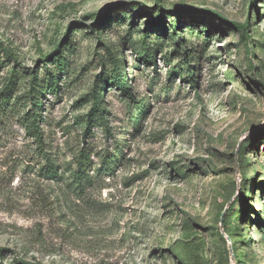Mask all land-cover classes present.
Returning a JSON list of instances; mask_svg holds the SVG:
<instances>
[{
  "label": "rangeland",
  "instance_id": "obj_1",
  "mask_svg": "<svg viewBox=\"0 0 264 264\" xmlns=\"http://www.w3.org/2000/svg\"><path fill=\"white\" fill-rule=\"evenodd\" d=\"M13 75L43 142L0 112V264H264V0H0Z\"/></svg>",
  "mask_w": 264,
  "mask_h": 264
},
{
  "label": "trees",
  "instance_id": "obj_2",
  "mask_svg": "<svg viewBox=\"0 0 264 264\" xmlns=\"http://www.w3.org/2000/svg\"><path fill=\"white\" fill-rule=\"evenodd\" d=\"M255 0H253L254 2ZM210 15H212V17H217V15L210 13ZM163 17V16H160ZM108 18L105 19L103 21V24H107ZM175 29L178 31V27L179 25L177 23H174ZM232 26H234V28L238 31L241 32L243 35L248 34V25H240V24H233ZM164 28H165V24H164ZM144 50H145V55H143V60L146 63H153L155 57L153 56V51L152 49L146 44H144L143 46ZM62 57L59 56L57 57V61L60 62L63 61V59H61ZM45 65H47L48 63L45 62ZM49 75L52 78V85L55 84L57 77L55 75H53V73L51 71H49ZM15 75L11 76L10 78V82L8 83V85L6 86V88L2 91V94H0V112H2L3 115H6L7 112H14L17 111L18 108H21L20 111H23V113H20V119L22 121V124L25 126L26 130L36 139V141H38V143H42V130L40 128V119H42V116L40 114L37 113V111L39 112V108H41L39 106V101H38V96H41V94H43L44 89H38L37 92V83L36 79L33 80V85L31 86V91L29 93V96H22V97H18L16 99V103L12 104V97L16 92V88L15 86L18 85L17 83H15ZM110 87H115L116 89H118L122 95L124 96H129V97H133V91L131 88V84L129 82L128 76L125 73V70L121 68V65L119 63H114V69H113V74L112 77L110 79ZM39 88H42L39 86ZM45 88V87H44ZM105 87L101 88L100 93L103 94L102 95V99H104V92H105ZM21 101V103H20ZM18 102V104H17ZM21 104V105H19ZM101 102L99 100L98 95H95L94 98V106L93 109L91 111V113L89 114V119H88V123H87V129H89L92 125V123L95 120L98 121H104L105 123H107V109H106V104H103L102 106ZM48 162V166H47V176H49L50 178H57L58 173V167H55L54 164L52 163V161L50 159H47ZM90 163V158L84 154V152L82 151L80 153L79 156V171L77 172V179L79 181H82L84 176H85V171L87 169V167L89 166ZM5 252L6 250L4 249H0V260H2L5 256ZM18 264H27L24 262H19L17 261Z\"/></svg>",
  "mask_w": 264,
  "mask_h": 264
}]
</instances>
